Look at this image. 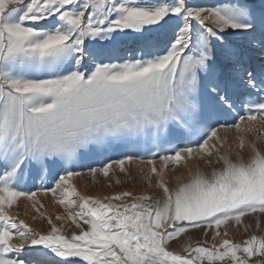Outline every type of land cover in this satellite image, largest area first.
Listing matches in <instances>:
<instances>
[{"label":"rangeland","instance_id":"obj_1","mask_svg":"<svg viewBox=\"0 0 264 264\" xmlns=\"http://www.w3.org/2000/svg\"><path fill=\"white\" fill-rule=\"evenodd\" d=\"M0 264H264V0H0Z\"/></svg>","mask_w":264,"mask_h":264},{"label":"bare ground","instance_id":"obj_2","mask_svg":"<svg viewBox=\"0 0 264 264\" xmlns=\"http://www.w3.org/2000/svg\"><path fill=\"white\" fill-rule=\"evenodd\" d=\"M82 59H84L85 60V62H87L88 60H90L91 59V57H90V55L88 54V55H84V56H82ZM259 102V101H258ZM262 103V102H261ZM262 106H263V104H261ZM258 107V106H257ZM239 225V224H238Z\"/></svg>","mask_w":264,"mask_h":264}]
</instances>
